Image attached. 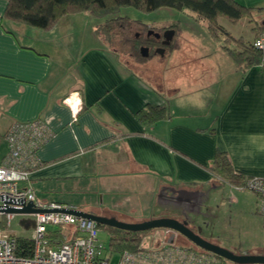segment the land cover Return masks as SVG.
<instances>
[{"label": "crops", "instance_id": "0c3cea01", "mask_svg": "<svg viewBox=\"0 0 264 264\" xmlns=\"http://www.w3.org/2000/svg\"><path fill=\"white\" fill-rule=\"evenodd\" d=\"M236 1L264 7V0ZM6 3L0 0V164L11 124L43 121L48 137L29 177L39 198L134 213L153 206L163 186L243 188L211 169L220 152L244 180L264 177L263 65L238 64L224 49L221 57L202 44L187 52L180 31L170 54L180 74L194 76L171 88L150 81L145 66L120 63L95 31L102 19L68 13L39 29L4 18ZM73 91L82 102L75 119L62 102ZM149 105H164L166 115L142 124L137 111Z\"/></svg>", "mask_w": 264, "mask_h": 264}, {"label": "built area", "instance_id": "2783aa9c", "mask_svg": "<svg viewBox=\"0 0 264 264\" xmlns=\"http://www.w3.org/2000/svg\"><path fill=\"white\" fill-rule=\"evenodd\" d=\"M260 50V64L264 66V32L252 40ZM62 102L68 105L75 119L82 108L78 91L66 95ZM48 137L43 121H16L5 132L8 152L0 164V264H225L217 255L183 247L174 239L158 243L156 247H142L114 251L99 239L98 224L92 219L74 215L70 204L44 201L32 188L30 168L37 163L36 150ZM257 198L264 214V177L251 176L242 186ZM31 203L35 212H6L7 207L22 208ZM32 227V254L16 253V235L2 227L11 225L16 215ZM62 234L64 238L62 239Z\"/></svg>", "mask_w": 264, "mask_h": 264}, {"label": "rangeland", "instance_id": "374dc122", "mask_svg": "<svg viewBox=\"0 0 264 264\" xmlns=\"http://www.w3.org/2000/svg\"><path fill=\"white\" fill-rule=\"evenodd\" d=\"M120 14L127 16L130 20H135L142 25H148L157 29H168L170 25H175L176 29L181 31V41L184 43L183 50L189 52L190 48L195 45L204 47L209 54L213 52L226 56L223 52V37L218 40L212 38L206 28L203 20L195 19L187 10H177L162 7L153 11H143L133 7H124ZM259 22L264 20V12L256 16ZM220 21L227 27L232 29L235 35L242 38L244 44L251 42L253 22L242 19L237 26L229 23L226 19L220 18ZM249 23L252 24L251 28ZM236 25V24H235ZM140 30V29H138ZM101 36L104 35L101 27H98ZM136 32V31H135ZM108 49L118 48V45L112 46L103 41ZM194 43V44H193ZM231 44H229L230 46ZM216 55V54H215ZM122 64H126L131 69L139 66H145V72L152 73L147 75L150 81L157 83L163 80L168 87L174 88L175 82L190 83L194 75L191 73L180 74L181 70L175 63L172 53L161 55L159 53L152 54L145 61L136 62L128 53H119L116 55ZM220 56V55H216ZM145 64V65H144ZM177 66V67H176ZM141 67V68H143ZM140 70V69H139ZM183 77V78H182ZM206 79V78H205ZM200 82H205L201 80ZM198 82V83H200ZM199 85V84H198ZM206 93V92H205ZM204 93V94H205ZM208 188V187H207ZM206 205L209 208L205 215H199L194 222L195 230L205 239L219 246L229 249L237 254H264V214L259 210L257 198L252 191L246 188H237L229 184L219 183L215 188L209 187ZM85 211L102 214L108 217H114L125 222H139L153 217L174 216L173 212L157 201L153 206L142 208L137 211H123L120 208L106 206L104 208L93 207L86 208ZM195 216V215H194ZM23 217L16 215L10 226L2 225L11 234L19 237H30L32 230L25 229L19 222ZM195 219V217H194ZM99 239L106 246L109 243V233L104 227H99ZM174 239V243L183 247L201 249L195 246L183 235L167 228H154L143 237L142 247H156L158 243L165 240ZM203 250V249H201ZM228 262V260H226Z\"/></svg>", "mask_w": 264, "mask_h": 264}, {"label": "trees", "instance_id": "16d2710c", "mask_svg": "<svg viewBox=\"0 0 264 264\" xmlns=\"http://www.w3.org/2000/svg\"><path fill=\"white\" fill-rule=\"evenodd\" d=\"M124 7H133L143 11H153L162 7L187 10L195 19L205 22L207 31L212 38L218 40L223 37V49L238 64L249 66L261 61V52L252 45V41L244 44L241 37H233L219 22L220 18H224L229 23L236 24L241 18L247 17L254 23L252 32L255 37L264 32V25L255 16L264 7L247 6L236 0H7L3 17L35 28L49 29L65 14L88 12L95 18L102 19V23L98 24L95 30L102 40L112 46L118 45V48L115 46L110 49L113 53L116 55L120 52L128 53L136 62L145 61L153 53L157 54L154 45L158 46L159 43L153 42L152 45L148 42L155 41L152 36H146V30L152 28L151 26L142 25L120 14ZM99 26L104 33L103 36L98 32ZM167 28H172L174 34L168 45L160 43L164 48L162 56L177 46L180 35V31L176 29L175 25H170ZM154 30L162 31L165 28H154ZM229 44L231 45L229 46ZM146 46H149L148 55L143 56L140 48ZM137 115L142 124H152L166 115V107L164 105H149L145 109L137 111ZM210 167L216 175L228 179L235 185L245 183L239 174L233 172L230 162L223 152L216 154ZM98 227H104L108 231V247L114 251L138 249L143 237L152 230L133 232L99 224ZM61 238H64V234ZM16 244L17 254L23 256L32 254L33 241L31 237L16 236ZM222 260L225 264H232Z\"/></svg>", "mask_w": 264, "mask_h": 264}, {"label": "water", "instance_id": "95a60500", "mask_svg": "<svg viewBox=\"0 0 264 264\" xmlns=\"http://www.w3.org/2000/svg\"><path fill=\"white\" fill-rule=\"evenodd\" d=\"M261 24L264 25V20H262ZM154 34L156 37L160 36L159 33H154ZM173 34H174V30L172 28H168L164 30L162 34L163 37L162 44L168 45L170 40L172 39ZM163 51H164L163 47L156 48V52H158L161 55L163 54ZM140 52L143 56H147L148 47H141ZM168 190L171 191L170 195L167 194ZM174 192H176V194H174ZM181 192L192 195L198 191H190L185 189L175 190L173 188L163 186L160 188L156 196V201L159 205L164 206L166 205V203H163V197L167 196L174 198L179 196ZM173 207H177V206L174 205ZM5 211L13 212V213H22V212H35L36 210L31 207V203H28L22 208L7 207ZM68 212H71L77 216H82L88 219H92L99 225L115 227L126 231L139 232V231H145L159 227L167 228L183 235L195 246L203 250L212 252L213 254L217 255L220 258L224 260H228V262L232 264H264V254H237L230 251L227 248L212 243L209 240L203 238L198 232H194L191 228H189L187 226L188 222L186 218H184L183 220H179L173 216H161V217L149 218L139 222H125V221H120L114 217H108L93 212L83 211L80 209L78 210L71 209L68 210ZM24 221L25 219L22 218L19 223L23 224Z\"/></svg>", "mask_w": 264, "mask_h": 264}, {"label": "flooded vegetation", "instance_id": "af4514ba", "mask_svg": "<svg viewBox=\"0 0 264 264\" xmlns=\"http://www.w3.org/2000/svg\"><path fill=\"white\" fill-rule=\"evenodd\" d=\"M163 32L164 30L158 31V30H154V28H149L146 30V36H152L153 38H155V41L150 40L148 42H150V44L152 45H153V42H155V44L156 42L157 44L159 43L158 46L154 45L155 51H156V48L161 47L160 43L162 44ZM154 33H159L160 36L156 37ZM146 47L149 48V46H146ZM173 189L175 190L185 189V190H190V191H198L192 195L181 192L179 196L174 197V198L167 197V196L163 197V203H166L164 207L173 212L174 216L173 215L172 216L176 217L179 220H183L184 218H186L188 222L187 226L191 228L194 232H197L194 227V222L196 221L199 215H205L208 212L209 208L206 205V201L207 199H209L207 198L208 193L201 191L199 189H193V188H173ZM167 194L170 195L171 191L168 190ZM174 194H176V192H174ZM174 205L177 207H173Z\"/></svg>", "mask_w": 264, "mask_h": 264}, {"label": "bare ground", "instance_id": "6f19581e", "mask_svg": "<svg viewBox=\"0 0 264 264\" xmlns=\"http://www.w3.org/2000/svg\"><path fill=\"white\" fill-rule=\"evenodd\" d=\"M203 251H206V250H203ZM207 252H209V251H207ZM210 253H212V252H210ZM220 258V257H219Z\"/></svg>", "mask_w": 264, "mask_h": 264}]
</instances>
